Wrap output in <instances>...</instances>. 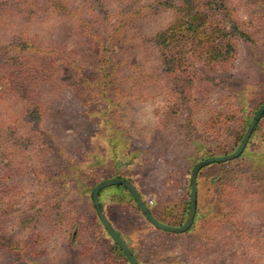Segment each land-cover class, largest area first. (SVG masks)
Here are the masks:
<instances>
[{
	"label": "rangeland",
	"instance_id": "374dc122",
	"mask_svg": "<svg viewBox=\"0 0 264 264\" xmlns=\"http://www.w3.org/2000/svg\"><path fill=\"white\" fill-rule=\"evenodd\" d=\"M204 16L231 38L233 66L189 54L187 77L169 73L160 35ZM263 94L264 0H0V264H124L91 188L129 177L151 208L172 209L190 166L231 145ZM256 145L202 170L198 207L211 211L184 233L157 231L115 190L103 214L138 264H264ZM216 207L237 208L240 236Z\"/></svg>",
	"mask_w": 264,
	"mask_h": 264
},
{
	"label": "trees",
	"instance_id": "16d2710c",
	"mask_svg": "<svg viewBox=\"0 0 264 264\" xmlns=\"http://www.w3.org/2000/svg\"><path fill=\"white\" fill-rule=\"evenodd\" d=\"M198 8L199 7L196 6V9H198ZM204 19L205 20L201 23L199 22V24H192L189 21L186 23H182L183 27H181V24H178L175 22V23H173V25H170L166 29L165 33H162L160 35L159 42H158V44H155V47L163 55L165 65H166L169 73L171 71L172 73L180 74L181 77H187V72H186L187 70L185 71V69H186L185 66H186V61L188 59L187 56L189 54H191V57H194L197 55L198 59L203 57L205 65L210 66L213 70H215V68L222 69V67L226 68V70H229L233 66V62L235 60L236 54L234 52V44L232 43L231 38L228 37V35L225 34V32L221 31V28L218 25H215V23L212 19L211 20H209L208 18L206 19L205 16H204ZM232 30L236 31V27L233 26ZM147 55L148 56L146 58L150 59V52H148ZM167 57H168V60H166ZM181 82L184 85V87L190 88L191 82L189 81V78H188V80L183 79V81H181ZM262 104H264V94H263L262 99L256 104L255 108L253 110H251L250 113L246 116L247 118L245 117L244 120H246V128ZM243 131H245V130L240 129L236 133V136L234 137L231 145L225 144L223 147H218L217 148V150H218L217 155H207L206 157H203L201 160L206 159V158H210V157H222V156H226V155L233 153L240 143V140H241L243 133H244ZM258 141H260L261 143L264 144V142H263L264 141V113L261 115V117L257 121L255 127L253 128L242 153L236 159H239V158H241V156L246 154V151L249 150V148H253L252 156L256 155L257 148L259 145H256V147H252V146L255 144V142H258ZM201 160H199V161H201ZM233 160H235V159H233ZM233 160H231V161H233ZM197 162L198 161H194L193 165L190 166V170L193 168V166ZM227 163H230V161H227L224 163L210 164V165L205 166L202 169H200L198 171V173L196 174V178H195L196 210H195L192 225L194 223L195 218H205L207 215L206 213L211 211L209 209L210 205L209 206L207 205V207L204 206L203 209H205V211H201L198 207L197 199H198V192H199V188H200V184H199L198 179L200 178V174H201L202 170L206 167H210V166H214V165H224ZM108 180H126V181L130 182L133 185L134 189L136 190L139 198L141 199V201L146 206L150 215L157 222H159L163 225H166V226H170V227H178V226H181L184 223V221L186 220L187 213H188V193H189V181L188 180H187V188H182L180 190L181 192L178 196V199L174 203V205H176V206L172 207V209L167 207V206L166 207L161 206V208H155V209L151 208L149 206L150 205L149 200H146L143 197L142 193H140L139 189L137 188L136 183L132 179H130L129 177H113V178H110ZM93 188H91V190ZM91 190H90V193H91ZM105 190H115L119 194L121 193L122 195L125 193L129 199V201L128 200L125 201L126 207L133 209L134 211L138 212L141 215V217L143 218L142 214L140 213L138 207L136 206L135 202L131 198L128 191L121 186L106 187V188H104L98 192L97 200H98L99 208L101 209L102 212H103V209H102V203H101L100 198L102 197ZM222 191H224L223 188L221 189L220 194L215 193L213 195H210L211 193L208 192L207 196L210 197V201L216 200L217 203H221V199L223 198L222 195H225V193L224 192L222 193ZM220 197H222V198L220 199ZM122 199H125V198L122 197ZM128 202H129V204H128ZM217 206H219V204H217ZM220 207H221V205H220ZM236 209H235V207H233L230 211L227 212V211H223L221 209H218L216 207L217 211L214 209V213H212V212L211 213L213 214L214 219L217 220L216 223H218V220H221L220 222L230 226L233 229L231 234L240 236V234L242 233V231L240 229L244 228V227H242V225H241V228H240L238 221L236 222V221L231 220L234 217L232 214ZM104 216H105L106 220L108 221L109 225L111 226V228L113 229V231L120 238V236L118 235V233L115 231V229L111 225V223H110V221H109V219L105 213H104ZM96 220H98V219L96 218ZM157 231H159V230H157ZM102 232L107 237V239L111 243L112 247L118 252V255L121 257L124 264H128V262L126 261V259L123 256V254L120 252L118 247L114 244V242L110 239V237L106 234V232L103 229H102ZM160 232H162V231H160ZM113 248L112 249L110 248L112 252L114 251ZM128 249L131 252L136 263L138 264V260L136 259L135 255H133L131 249L129 247H128ZM113 255L117 256L116 253Z\"/></svg>",
	"mask_w": 264,
	"mask_h": 264
},
{
	"label": "water",
	"instance_id": "95a60500",
	"mask_svg": "<svg viewBox=\"0 0 264 264\" xmlns=\"http://www.w3.org/2000/svg\"><path fill=\"white\" fill-rule=\"evenodd\" d=\"M264 113V104H262L259 109L257 110L256 114L254 115L253 119L247 126L246 130L243 133V136L240 140L239 145L237 146L236 150L226 156L222 157H210L203 159L199 162H197L193 168L190 171L189 174V195H188V213L186 220L181 226L178 227H170L163 225L159 222H157L148 212L146 206L139 198L136 190L134 189L133 185L126 181V180H105L103 182H100L97 184L90 193V200L92 207L94 209L95 215L103 228V230L106 232V234L110 237V239L114 242V244L118 247L120 252L123 254L124 258L128 262V264H137L135 259L133 258L131 252L129 251L128 247L125 245V243L116 235V233L113 231L111 226L109 225L108 221L106 220L103 212L99 208L98 200H97V194L100 190L110 187V186H121L125 188L128 193L130 194L131 198L135 202L136 206L138 207L140 213L142 214L143 218L146 220V222L152 226L154 229L167 232L171 234H181L186 232L190 226L192 225L195 210H196V185H195V178L196 174L200 169H202L205 166H208L210 164L215 163H224L227 161H231L233 159L238 158V156L242 153L247 140L255 127L257 121L261 117V115Z\"/></svg>",
	"mask_w": 264,
	"mask_h": 264
}]
</instances>
